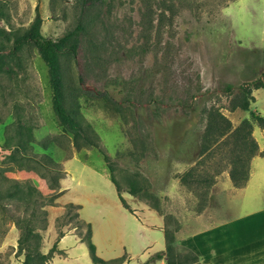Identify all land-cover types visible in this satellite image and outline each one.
<instances>
[{
	"label": "rangeland",
	"instance_id": "374dc122",
	"mask_svg": "<svg viewBox=\"0 0 264 264\" xmlns=\"http://www.w3.org/2000/svg\"><path fill=\"white\" fill-rule=\"evenodd\" d=\"M36 13L42 34L53 39L81 25L76 56L63 58L65 85L78 92L80 118L110 157L132 212L122 206L102 154L77 150L63 133L47 68L24 44L4 56L0 71V175L34 193L8 198L9 182L0 178V264H22L20 219L28 214L42 253L58 242L44 264H92L79 219L91 224L97 255H124L123 264H143L164 250L165 228L174 231L175 248L192 251L200 263L264 264V128L250 115L264 116V86L251 89L249 110L231 109L243 87L264 83V0H0V40ZM209 109L231 128L251 122L257 150L240 187L229 169L241 139L227 136L201 152ZM26 127L32 142L17 151L16 132ZM47 137L56 139L44 148ZM130 179L141 186L138 195L126 191ZM70 202L79 207L68 213Z\"/></svg>",
	"mask_w": 264,
	"mask_h": 264
},
{
	"label": "trees",
	"instance_id": "16d2710c",
	"mask_svg": "<svg viewBox=\"0 0 264 264\" xmlns=\"http://www.w3.org/2000/svg\"><path fill=\"white\" fill-rule=\"evenodd\" d=\"M80 2L82 5H86L92 2H96V4L103 3L105 0H80ZM41 24V16L39 13H36L34 19L26 28L12 30L5 37V41L0 40V71L3 70L5 61L4 56L15 55L24 44H31L37 50L39 56L47 68L48 83L51 91V105L63 133L71 134V143L77 150L81 148H96L102 154L103 160L106 163L109 172V179L116 188L117 195L122 206L132 212V209H130L128 203L121 195L122 189L119 181L115 177V168L112 161L110 160V157L99 146L96 133L91 129L90 124L83 122L80 118V113L78 110L79 106L77 102L78 92L74 89H70L69 91L68 87L65 85L63 58L76 56L78 46L77 36L81 30V25L77 23L73 29L65 32L60 37L53 39L42 34ZM6 47H8V52H5ZM263 86L264 83L261 80H258L248 87H243L241 96L238 98V101L231 106V109L239 107L242 110H249L250 101H252L254 98L251 94V89L261 88ZM105 94L106 93H103V95ZM250 115L251 118L256 121L259 127L264 128V116H262L257 111H250ZM251 129V122L246 118L243 119L239 125L231 128V122L225 115H223L217 109L208 110L205 130L203 132L205 141L203 142L201 152H204L210 145L217 146L227 136H232L235 139H241L242 144L237 149V151H233L234 157L232 159V165L229 169V177L233 185L237 187L244 185L247 181L249 176L248 162L249 159L256 154L257 150L256 143L251 137ZM16 134L19 137L17 143L14 145L15 150H26L29 144L32 142L30 129L28 127H26L24 131L18 129ZM55 139L56 137H47L41 141L40 144L42 147L46 148L51 142H54ZM245 139L246 143L247 139H250L249 142H251V146H248V148L244 144ZM245 148L246 151L244 150ZM243 150L244 155L242 156L240 152ZM41 156V158L45 159V163L43 164H48V167L55 170L54 166H56L57 163L47 154H43ZM9 157L14 159L16 162L20 160V157L15 156L13 153ZM23 158L29 159L31 157L24 155ZM34 161L37 163H42L35 159ZM0 178L3 179V181L5 180L9 182L5 193V196L8 198L16 197L18 199L27 200L34 193V187L31 185H27L23 189L18 182L14 181L13 179H7L4 174H1ZM53 185L57 186L56 178L53 182ZM141 190V186L138 185L134 179H130L128 181L126 189L128 193L131 195H138L141 193ZM57 195H59V192L53 194V196L48 199V203L53 205V198ZM77 207H79L77 204L71 202L66 204V210L68 213L72 212V208ZM44 212L45 211H42V213ZM76 214L77 212L74 211V213L71 214V218ZM20 221L21 224L17 251L23 253L24 255L22 264H44L47 259L52 257L53 252L58 250L56 247L57 240L47 253H42L38 249L40 236L39 233L36 232L37 225L33 223L29 214L26 217L20 219ZM79 223L84 225L86 228L85 235L81 237V240L85 242L90 260L93 264H123L125 259L124 255L109 259H104L98 256L96 253V246L91 239V224L80 219ZM39 227L43 228L44 225H39ZM163 233L165 238L164 250L151 255L148 261L164 259L165 264H208L198 262L197 255L192 251H178L173 245L174 231L165 228ZM148 261L143 264H147Z\"/></svg>",
	"mask_w": 264,
	"mask_h": 264
},
{
	"label": "crops",
	"instance_id": "0c3cea01",
	"mask_svg": "<svg viewBox=\"0 0 264 264\" xmlns=\"http://www.w3.org/2000/svg\"><path fill=\"white\" fill-rule=\"evenodd\" d=\"M60 239H61V238H60ZM60 239H59V240H60ZM59 240H58V241H59ZM57 243H58V242H57ZM56 246H57V245H56ZM89 258H90V257H89ZM90 261H91V260H90ZM125 261H126V260H125ZM49 262H50V261H49ZM163 262H164V260H163ZM92 264H93V263H92Z\"/></svg>",
	"mask_w": 264,
	"mask_h": 264
}]
</instances>
